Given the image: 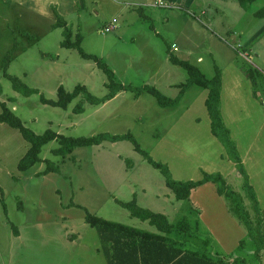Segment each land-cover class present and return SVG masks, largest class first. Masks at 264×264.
<instances>
[{"label": "rangeland", "instance_id": "1", "mask_svg": "<svg viewBox=\"0 0 264 264\" xmlns=\"http://www.w3.org/2000/svg\"><path fill=\"white\" fill-rule=\"evenodd\" d=\"M26 1L21 5V0H0V101L37 135L53 130L70 138L104 133L122 140L78 147L66 157L54 153L60 144L51 141L43 147L35 166L20 171L19 162L30 143L17 129L0 122V264H108L99 253L100 235L86 223V214L154 231L148 221L131 215L124 206L130 202L166 214L174 225L185 219L194 235L183 236L198 249V244L206 246L207 241L198 236L210 233L205 222L208 213L225 211L227 216L230 211L225 241L223 232H218L220 258L226 264H233L238 257L250 264L257 262L245 218L231 210L233 198L227 199L225 193H219L218 185L209 182L192 190L189 199L178 200L166 186L164 175L144 154L166 164L179 181H199L203 172L225 170L215 169L218 161L211 153L220 145L214 142L205 105L197 99L201 87L186 88L180 101L168 107H162L153 94L137 96L135 90L122 91L99 105L78 93L67 109L44 104L42 99L56 101L59 87L73 92L78 85L99 99L108 94V76L103 69L80 51L62 46L65 28L56 25V14L66 20L73 41L80 36L82 51L100 58L118 83L135 88L153 86L175 99L188 82L189 72L171 64L172 55L188 61L208 80L231 65L250 72L253 93L264 99V17L256 15L264 8V0L247 6L238 0H195L191 6L165 4L166 8L156 6V0H119L124 10L118 15L110 10L100 12L92 0H76L67 10L50 7L53 18L31 10V0ZM152 3L154 6H148ZM110 25L115 29L106 32ZM243 52H248L251 62ZM10 77L36 91L31 95L17 91ZM249 87L246 83L247 90ZM195 102L193 112L186 115ZM245 104L243 99V107ZM81 107L82 112L77 113ZM247 109L243 113L251 112L250 104ZM182 113V123L173 128ZM253 126L248 128L256 134L260 123L257 129ZM137 146L144 153L138 152ZM46 161L57 172L43 175ZM242 179L233 171L224 180L227 191L238 198L237 204L252 219L253 201ZM259 208L264 220V209ZM232 219L243 226L244 233L233 229Z\"/></svg>", "mask_w": 264, "mask_h": 264}, {"label": "trees", "instance_id": "2", "mask_svg": "<svg viewBox=\"0 0 264 264\" xmlns=\"http://www.w3.org/2000/svg\"><path fill=\"white\" fill-rule=\"evenodd\" d=\"M242 5L247 6L254 3L256 0H238ZM257 16L264 17V8L256 13ZM57 26L65 28L66 38L62 42V46L68 49H76L80 51L83 57L95 61L100 68L108 76V82L106 88L108 94L103 98H96L88 92L86 87L78 85L73 92H67L63 87L58 89V99L46 100L42 99L44 104L67 109L68 103L73 100L78 93L84 94V97L94 105L106 103L113 99L118 93L122 91L135 90L140 95L144 92L153 94L159 104L162 107L175 106L182 98L186 88L196 85L201 89L208 90V97L206 100V108L211 119V132L219 140V142L225 148L229 159L235 163L236 171L241 175L243 180V187L250 194V198L253 201L252 207L254 210V217L251 219L244 211V208L239 206L238 198L234 196L232 192L227 191L225 185V177L220 174H209L203 172L204 177L199 181H179L171 176L170 169L166 164L157 162L149 154L143 152L139 147H135L138 152L144 153L149 164L154 168H157L164 175L166 184L173 190L178 200L189 199L192 190L206 183L212 182L218 185V191L222 195L225 193L227 199H232L231 210L238 218H245L244 225L248 227L250 237L254 241V257L257 262L251 264H262V253L264 250V235H263V218L260 215L259 202L256 193L250 183L249 175L246 171L243 160L237 149L235 142L231 138L230 130L225 126L221 114V91H222V79L221 70L218 71L215 77L208 80L198 68L192 66L188 61L180 60L174 56H169V61L175 66H181L189 72L188 82L182 87L181 93L175 99H169L162 95L159 90L153 86H142L135 88L131 85H124L118 83L115 80L114 72L105 65L102 60L93 55H87L81 49V37L77 36L73 41V32L68 28L65 20L59 15ZM244 74L249 78L252 75L241 69ZM8 76V75H7ZM14 80L15 89L22 91L25 95H31L36 90L29 89L27 86L20 83L16 78L10 77ZM1 114L0 122L7 124L13 129H17L22 136L30 143V148L25 156L19 162V170L27 171L35 166L40 161V154L43 147L51 141L57 140L59 142V148L54 150V153L58 156L66 157L74 152L78 147L99 145L104 141L110 140L117 142L122 140L121 137L113 136L109 134H99L90 138H70L56 133L53 130H47L43 135H37L30 129L26 128L21 119L8 107L6 102L0 101ZM83 108L78 109V112H82ZM47 162V168L43 171V175L51 172H57V168L50 161ZM1 189V188H0ZM131 215L135 218H139L142 221H148L152 226H155L159 233L144 232L133 227L108 221L96 215L87 212L85 220L86 223L95 228L101 239V250L107 260L108 264H186L192 262L193 264H226L221 258H213L207 253H188L176 247L173 240L169 237H165V234H171L177 232L184 236H193L194 229L190 223L186 220H182L184 223L178 222L176 225L170 223L165 215L152 212L148 209L139 207L135 202L125 203ZM250 218V219H249ZM180 223V224H179ZM164 249L167 255L161 254L159 249ZM154 250H156L154 252ZM233 264H250L245 258H237Z\"/></svg>", "mask_w": 264, "mask_h": 264}, {"label": "crops", "instance_id": "3", "mask_svg": "<svg viewBox=\"0 0 264 264\" xmlns=\"http://www.w3.org/2000/svg\"><path fill=\"white\" fill-rule=\"evenodd\" d=\"M74 1L76 0H31L32 6H30L29 8L36 12L46 13L49 17L51 16L53 18V13L50 7L56 5L57 7L60 6V10H62L61 8L67 10L70 7V4ZM138 1H142V0H138ZM147 1L149 2L151 0H147ZM92 2L95 4V6L98 8L100 12L103 11L107 12V10H110L112 14L118 15L124 10V5L119 0H92ZM194 2L195 0H166L165 4L170 5L172 7H177L179 3L191 6L192 4H194ZM22 3L25 5L27 4V1L23 0L22 2L21 0V5ZM148 6H154V5L152 3V4H148ZM56 12H58L57 9L55 10V13ZM56 15L58 16V14ZM114 18L115 17H113L112 19ZM113 29H115V26ZM176 51H178L177 48ZM221 79H222V91H221L220 110H221L223 122L225 126L230 130L231 138L237 146V149L245 165L246 171L249 175L250 183L256 193V196L258 197L257 199L259 202V206L262 209H264V199L261 196L264 195V103L261 102L264 99L256 96V94L253 93L254 88H253V83L251 84L252 79L249 78L246 74H244L243 71L237 68L235 65H231L227 71H221ZM246 83L250 84L248 90L246 89ZM208 93H209L208 90L202 89L201 93L197 97V99L200 98L201 102L205 105V108H206V100L208 97ZM243 99L246 100V104L244 105V107H243ZM247 104L251 105V112L243 113V111H248ZM194 105H196V102L193 104L192 107L186 110L188 111L186 115L191 114L193 112ZM229 112L237 113V114L231 115V113ZM184 117H185V113H182L172 127L177 129L176 127H178V125L182 123L181 120ZM208 119L210 122V130H211V119L209 113H208ZM243 119L245 120L243 121ZM199 120L200 119H197V121ZM242 122H244V124ZM259 123L260 126L258 130H256V134L254 130H249L248 127L254 125L253 127L255 129L257 127L256 125ZM237 127L243 129L238 130ZM251 129L253 128L251 127ZM214 138H215L214 142H217L218 146L220 145V147L217 148L215 152L211 153V155H215V158L218 161V165L215 169H225L222 172L219 170L217 172L222 174L225 178H227L233 173V171H236V165L229 159L225 148L219 142V140L215 136ZM214 142L213 143L210 142V145L213 146ZM204 170L207 171L206 169ZM214 171L215 170H212L211 172L209 171L207 172H209L210 174H214L213 173ZM199 214H201V211ZM226 217L230 223V219L232 218L230 211L227 214V216L225 211H214L208 213L207 221H205V219L203 220L207 223L210 233L206 234V232H204L203 234L205 235L202 234L200 235V237L198 236L197 239L203 238L207 240L206 246L204 245L202 246L201 244H198L200 247L199 249L196 246H192V244L190 243V239L189 240H187V238L185 239V237L182 234L173 232L171 234L168 235L165 234L163 236L171 238L175 243L176 247L183 250L184 252L186 251L188 253L190 252L196 254L207 253L212 257L220 258V255H222L219 254V248L221 245V236L218 232H223V238L225 241L226 231L228 230L230 231V227H225ZM232 220H233V229L237 230L239 233H244L243 226L237 220L234 219ZM222 224L224 226H222ZM150 226H151L150 228L154 231L145 230L136 227L133 228L149 233H159L155 226H152L151 224ZM262 230L264 235V220H263ZM15 234L18 237H20L19 232H16ZM207 237L209 238L207 239ZM241 237L242 236L239 237V240L241 239ZM155 251L156 250H154V252ZM160 251L161 254H165V256L167 255V252H165L166 250L160 248L159 252ZM100 252H102L101 249H99V253ZM186 264H193V263L188 261V263ZM262 264H264V250L262 253Z\"/></svg>", "mask_w": 264, "mask_h": 264}, {"label": "built area", "instance_id": "4", "mask_svg": "<svg viewBox=\"0 0 264 264\" xmlns=\"http://www.w3.org/2000/svg\"><path fill=\"white\" fill-rule=\"evenodd\" d=\"M155 5L158 6V7H165V8H166V6H165V1H163V0H157L156 3H155ZM113 28H114V26H109V27L106 29V32L112 30ZM239 47L241 48V46H239ZM242 56H243L245 59H247V60H249V61L251 62L252 57L248 54V52H243V53H242Z\"/></svg>", "mask_w": 264, "mask_h": 264}]
</instances>
